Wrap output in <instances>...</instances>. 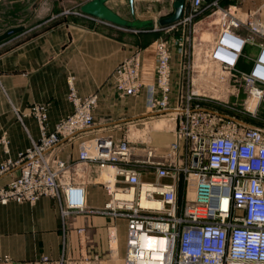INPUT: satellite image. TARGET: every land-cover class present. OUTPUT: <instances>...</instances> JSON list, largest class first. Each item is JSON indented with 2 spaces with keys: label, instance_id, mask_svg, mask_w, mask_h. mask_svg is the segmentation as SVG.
Returning <instances> with one entry per match:
<instances>
[{
  "label": "built area",
  "instance_id": "2783aa9c",
  "mask_svg": "<svg viewBox=\"0 0 264 264\" xmlns=\"http://www.w3.org/2000/svg\"><path fill=\"white\" fill-rule=\"evenodd\" d=\"M214 6H218V0L210 3L192 0L189 13L165 30L183 25L185 35L194 18ZM225 13L227 20L238 18ZM76 14L97 25H111L80 12ZM242 25L240 22L228 25L210 51L209 63L228 72L229 81L241 78L249 96L263 102L264 47L250 72L237 69L243 41L245 38L249 41L236 31ZM176 44L183 54L184 42ZM154 46L156 66L152 82H147L144 74L147 50H140L115 69L109 85L122 99L137 97L146 88L153 116L162 112L175 115V140L167 153L160 154L150 146L136 152L127 139L108 135L84 141L76 162L54 159L50 153L62 142L73 140L95 126L99 93L82 98L70 80L71 115L51 129L48 105L32 106L29 115L40 123V139L32 140L31 146L16 158L0 157V178L19 172L0 187V204H34L43 197L51 198L60 207L65 237L70 220L101 217L110 222L107 236L111 244L116 239L110 232H116V222L123 221L126 225L123 264H264V128L201 107L196 104L195 92L185 96L176 91L170 45L161 39ZM235 91L239 96L241 86ZM221 105L234 109L229 104ZM249 107L250 102L245 106L246 112L259 111ZM221 121L226 122L218 126ZM9 145L7 137H0L5 154L10 153ZM89 166L115 169L113 183H100L109 196L102 208L88 206V183H78L86 179L85 169ZM146 175H153L155 180L143 181ZM76 233L86 240L90 237L81 229ZM80 243L79 263H85L89 259L88 247ZM66 262L65 258L51 262L43 257L35 264Z\"/></svg>",
  "mask_w": 264,
  "mask_h": 264
},
{
  "label": "crops",
  "instance_id": "0c3cea01",
  "mask_svg": "<svg viewBox=\"0 0 264 264\" xmlns=\"http://www.w3.org/2000/svg\"><path fill=\"white\" fill-rule=\"evenodd\" d=\"M88 1L81 0L80 5ZM125 1L129 0H110L106 5L126 18L122 6ZM175 1L154 2L152 8L135 5V17L141 23L151 22L153 26L145 29L156 32V26H159L157 20L174 14ZM60 5L59 1L53 2L52 14L38 27L55 22L53 25H47L29 37L25 30L0 44V137L5 136L10 142L9 154H5L0 146L2 159L18 157L31 146L32 140L40 139V123L29 115L32 106L48 105V125L51 129L71 115L73 105L68 100L70 80L82 98L99 93V104L94 111L95 126L73 140L62 142L50 153L54 159L76 162L84 141L108 134L121 139L124 131L130 129L128 125L135 124L143 117L153 116L148 108L146 88L137 97L122 99L110 87L109 80L127 57L137 50H147L145 80L152 82L153 66L150 64L154 60V45L158 39L142 42L139 38L121 33L124 30L116 26L97 25L84 16L64 18L66 13L73 14L78 6L67 12L62 11ZM129 10L134 16L131 8ZM142 16L157 20H143ZM170 48L173 78L179 81L182 74L177 68L181 66L182 49L177 44ZM170 119L164 116L150 123L144 121L143 131L145 134L149 130L155 134L168 133L174 128V125L167 127V123L173 121ZM160 123L163 124L161 130L156 128ZM170 141L171 138L167 136L156 137V145L160 148ZM101 169L100 177L96 167L85 169L89 180L86 197L90 208H102L109 200L105 187L100 183L113 181L115 169L110 166ZM18 174L15 172L14 175L0 178V187L6 186ZM154 180L153 175L143 177V181ZM81 218L83 220L77 218L69 221L65 237L60 207L55 200L43 197L34 204H0V264H35L43 257H48L51 262L65 258V264H123L126 237H120L115 261L112 252L114 246L109 237H96L105 230V224L97 225L96 219ZM105 221L110 224L109 220ZM83 222L84 226L81 225ZM123 224V221L116 222L117 226ZM78 227H88L91 231L90 237H87L90 245L86 249L89 259L85 263H79L81 243L73 237Z\"/></svg>",
  "mask_w": 264,
  "mask_h": 264
},
{
  "label": "rangeland",
  "instance_id": "374dc122",
  "mask_svg": "<svg viewBox=\"0 0 264 264\" xmlns=\"http://www.w3.org/2000/svg\"><path fill=\"white\" fill-rule=\"evenodd\" d=\"M58 1L61 2L60 9L62 11L67 10V12H69L71 8L78 6V10L76 9L73 14L66 13L64 18L72 16L79 17V15L76 13H81V0H5L0 5V35H2L9 28L23 26L26 28V31H28L26 36L29 37L41 29H44L45 26L53 25L55 22H50L43 25L42 27H38L41 23L49 18L48 16L50 14H52L51 9L53 2ZM135 5H143L146 6V8H152L154 7L155 3L151 0H135L134 6ZM122 6L124 8L123 14L126 15V18L124 19L128 20L131 25L134 26V28L118 27L119 29L124 30V32L121 33L139 38L142 42L162 39L163 41L168 42L171 47H173V44H176L178 41L184 42L183 54H181L179 62L181 66L177 68L179 69V72L182 74V76L180 77L179 81L174 79L173 83L176 87V91L180 90L185 96L188 92H195L198 98L196 104L198 103L201 107L218 111L223 115L229 116L232 119L244 122L248 125L264 128V101L262 102V100H259L257 102V107H259L258 112H246L245 106L253 98L247 93L245 81H243L241 78H232L229 81L230 75L228 72L225 70H220L216 65L209 63V53L217 42L221 32L226 27L224 24L227 21V18L225 17L226 11L228 13H233L243 21V25L236 31L238 34L249 38V41L247 47L244 48V51L242 52L243 55L240 59L237 69L240 72H250L257 55L264 47V37L258 35L255 32V29L251 30L249 28L253 26L255 22H259L262 24L260 29H264V6L262 0H218V6L207 8L194 18L192 23L186 27L185 35V27L183 25L172 31H167L165 28L160 26H156V32H153V29L142 28L144 26L150 25V22L141 23L137 17H135L136 21H133L135 15L132 16L129 10V1H125ZM260 8L261 10L258 12L257 10ZM251 14H254V17H249ZM142 19L148 21L157 20V18H150L149 16H142ZM54 21H57V19ZM138 51L140 50H137L136 52ZM146 59L147 58L144 60L145 78L147 77ZM150 66H153L152 74H154V69L156 66L155 58L151 62ZM153 76L154 75H152V77ZM238 86H241L239 96L235 94V88ZM221 104H229L234 109L229 110ZM164 116L171 117L170 120H172L175 115H173L171 112H162L158 115L143 117L139 120H136L135 124L128 125L130 129L124 131L123 139H127L130 142L131 147L134 148V151L136 152H139L140 149L150 146L156 148L158 153L166 154L168 148L175 140V122L173 130L169 131L168 133L155 134L149 130L147 131V134H145L143 131L145 128V122L150 123L153 120L163 118ZM227 121L233 120L228 119ZM225 122L226 121L218 122V126L224 125ZM168 123V128L173 126V121H169ZM162 125L163 124L160 123L156 126V128L161 130ZM159 135L171 138V141L166 143L163 148H160L156 145V137ZM115 139H120V137ZM98 170L100 177L102 169L98 167ZM84 182H89L87 177L85 180L83 179V181L78 180V183L80 184ZM110 182H114V180ZM79 219L83 220L82 218ZM96 220L97 225L105 224V230L100 232V234H98L96 237H108L106 227H108L110 224H106L105 218L102 220L100 217ZM81 225L84 226V222ZM118 227L119 228L116 230V232H110L111 237L117 238L112 243V247L114 246L112 251L117 253L120 237H126V225L123 224L122 226ZM73 237H76L78 242H82L84 244L86 243L87 246L90 245L89 240H86L84 237H80L78 233H74Z\"/></svg>",
  "mask_w": 264,
  "mask_h": 264
},
{
  "label": "water",
  "instance_id": "95a60500",
  "mask_svg": "<svg viewBox=\"0 0 264 264\" xmlns=\"http://www.w3.org/2000/svg\"><path fill=\"white\" fill-rule=\"evenodd\" d=\"M5 0H0V5ZM110 0H90L87 3L83 4L80 8V11L84 15H88L103 21L110 23L113 26L121 27V28H131L133 27L131 23L122 18L120 15L111 10L106 4ZM214 0H205L206 3H210ZM130 8L135 15V0H129ZM175 12L172 16L162 18L158 21V25L162 28L169 27L179 23L184 15L188 14L190 11V1L189 0H176L175 4ZM135 18V16H134ZM153 24L150 22V25L144 26L142 28L152 27ZM26 30L23 26L12 27L5 31L2 35H0V43H4L7 40H10L16 35L23 33Z\"/></svg>",
  "mask_w": 264,
  "mask_h": 264
},
{
  "label": "bare ground",
  "instance_id": "6f19581e",
  "mask_svg": "<svg viewBox=\"0 0 264 264\" xmlns=\"http://www.w3.org/2000/svg\"><path fill=\"white\" fill-rule=\"evenodd\" d=\"M159 21V20H158ZM158 21H157V25H158ZM238 22H240V23H242L243 24V21L241 22L238 18L236 19V18H232V19H230V20H227L226 21V23H224L225 24V28L223 29V31L221 32V34H220V37H222L223 36V32H225V30L228 28V25L229 24H236V23H238ZM262 27V24H260L259 22H255L254 24H253V26H251V27H249L251 30H253V29H255V32L258 34V35H261V36H263L264 37V29H260ZM254 32V31H253ZM243 43H244V48H246L247 47V45H248V43H247V41H246V38H245V40L243 41ZM243 51H244V49H243ZM242 51V52H243ZM259 100H261V99H259V98H254V99H252L251 101H250V109L252 110V111H256V110H258L259 109V107H257V102L259 101ZM260 103V102H259ZM173 120V125H174V119H172ZM108 182H110V181H108ZM113 183V182H112ZM190 196L192 197V194H190ZM145 204V203H144ZM78 229H81L82 231H84V233L86 232V234H88V235H90L89 234V232H90V230H89V228L88 227H78V228H76V231L75 232H77V230ZM114 232H115V230H113ZM83 233V234H84ZM84 236H85V234H84ZM115 238V237H114ZM115 239H117V238H115ZM113 252V251H112ZM115 253V254H114ZM113 257H114V259H115V261H116V259H117V252H113Z\"/></svg>",
  "mask_w": 264,
  "mask_h": 264
}]
</instances>
